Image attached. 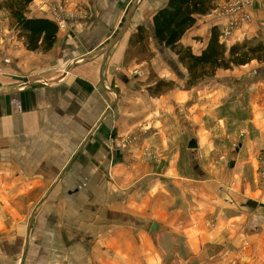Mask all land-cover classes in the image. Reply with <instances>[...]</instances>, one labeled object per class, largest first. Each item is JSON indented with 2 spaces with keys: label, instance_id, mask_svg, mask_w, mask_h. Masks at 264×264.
Segmentation results:
<instances>
[{
  "label": "crops",
  "instance_id": "0c3cea01",
  "mask_svg": "<svg viewBox=\"0 0 264 264\" xmlns=\"http://www.w3.org/2000/svg\"><path fill=\"white\" fill-rule=\"evenodd\" d=\"M224 1L194 16L179 44L198 55L212 29L220 36ZM167 3L33 0L29 19L62 14L54 46L31 52L13 32L0 36V264H264V62L185 89L186 70L152 30ZM249 13L227 47L264 45V0ZM138 27L150 32L147 54L126 63ZM149 55L156 77L175 83L158 96ZM135 127L149 129L142 142L158 161L140 159L142 142L131 164L114 146ZM168 236L187 258L167 261Z\"/></svg>",
  "mask_w": 264,
  "mask_h": 264
},
{
  "label": "trees",
  "instance_id": "16d2710c",
  "mask_svg": "<svg viewBox=\"0 0 264 264\" xmlns=\"http://www.w3.org/2000/svg\"><path fill=\"white\" fill-rule=\"evenodd\" d=\"M32 1L1 0L0 10L7 13L10 29L14 30L17 40L22 41L26 50L34 52L41 49L46 52L54 46L59 28L54 21L27 18L28 6ZM213 9L214 0H168L167 5L153 16L155 39L170 50L178 64L186 70L185 89L213 77L217 70H229L252 61L264 62L261 42L246 40L227 47L216 29H212L205 48L198 55L190 47L179 44L184 33L195 23L194 16L208 15ZM149 39L150 32L138 27L129 38V50L144 47L139 53H146ZM146 82L150 85L147 90L151 96L161 95L175 85L173 81L150 75Z\"/></svg>",
  "mask_w": 264,
  "mask_h": 264
},
{
  "label": "rangeland",
  "instance_id": "374dc122",
  "mask_svg": "<svg viewBox=\"0 0 264 264\" xmlns=\"http://www.w3.org/2000/svg\"><path fill=\"white\" fill-rule=\"evenodd\" d=\"M0 3H2V2H0ZM10 28H12V27H11V24L8 22L7 13L1 9L0 10V36H2V34L3 35L6 34V36H7V37L5 36L6 38H11L12 32H13V34H15V32H14V30H12ZM263 37H264V35H263ZM263 40H264V38H263ZM248 41H250V42H261L260 39L258 40L257 38L251 39V40H248ZM142 50H144V47L143 48H141V47L140 48L139 47L130 48V50L128 49V54L126 55V63H131V61L135 60V57H137V59H139L138 58L139 55L143 56V55L147 54V53L140 54L139 52L142 51ZM134 55H136V56H134ZM150 58H151V55L148 58V61H147L148 65L146 67L147 70L150 72V74L148 73V76L150 75V77L152 76V77L156 78V74L154 72L153 66L150 63ZM4 61H5V63H6V61H8V63H9L10 62L9 57L4 59ZM161 65H163V67H165L164 69H167V67H166L164 62H161ZM159 67H161V66H159ZM136 73H138V72H136ZM106 110H107L106 112H110L111 113V109L109 107ZM148 136H149V129L148 128H146V127H135L129 134H127V136L123 137L122 139L118 138L119 140L116 141L117 143H115V144L113 143V144L123 154H125V155L127 154L126 155L127 156L126 160L129 162V164H131V162H133L134 159L132 158V154H128L129 151H131L132 148H134L137 144H139L140 142L144 141ZM111 139H113V140L117 139V135L111 136ZM121 144H124V149L121 148V147H123ZM142 145L143 146L141 147V154H140V156H141L140 159L141 160L143 158L147 159V157H150V160L152 162H155V161H158L160 159L161 155L152 146V144L150 145V144H145V143L142 142ZM234 145L236 146V143ZM158 154L160 156H158ZM137 155H138V153H137ZM177 205L180 206V203H177ZM171 209H172V207L170 208V211H171ZM173 221L176 224H178L179 228H184L185 229L187 224H188V221L186 220V217H185V219H183V218H181V215H180V220H178L176 222L173 219ZM214 223H215V221L212 220V219L211 220L207 219L204 222V224H206L210 228H211V226L213 227ZM201 224L204 225L203 222H201ZM200 235H201V232H200ZM174 237L175 236H173V237H169L168 236V237L163 238V247L168 250V253L166 255L167 261L170 260V258L174 257V259L176 258V260H179V262H180V260H182L183 258H185V257L187 258V255H185V252L181 249L184 246V241L179 236H177L175 238ZM201 246L202 245L198 246V244L195 242V248L196 247L201 248ZM171 249L176 252V257L174 255V253H171ZM187 249H189L188 245H187ZM196 251H197V249H196ZM211 255H212V253H209V252L207 253V256L210 257ZM193 258L195 259L194 260L195 262H201V261H203V258H205V255L201 251V252H197L196 255H193ZM190 260H188V261H190Z\"/></svg>",
  "mask_w": 264,
  "mask_h": 264
},
{
  "label": "built area",
  "instance_id": "2783aa9c",
  "mask_svg": "<svg viewBox=\"0 0 264 264\" xmlns=\"http://www.w3.org/2000/svg\"><path fill=\"white\" fill-rule=\"evenodd\" d=\"M250 0H225L219 5L217 9V16L226 20V24L222 28L220 37L223 42H226L233 34L234 31L241 26L251 22V15L249 13ZM55 8V7H54ZM53 21L57 24L58 28H62L64 19L61 12L56 8L53 11ZM8 63V61H6ZM115 144V143H114ZM124 149V144H121ZM264 154L259 156L261 161ZM264 172H260V177L263 178Z\"/></svg>",
  "mask_w": 264,
  "mask_h": 264
},
{
  "label": "water",
  "instance_id": "95a60500",
  "mask_svg": "<svg viewBox=\"0 0 264 264\" xmlns=\"http://www.w3.org/2000/svg\"><path fill=\"white\" fill-rule=\"evenodd\" d=\"M189 148L193 149V148H195V145L191 144ZM156 229H157V224L156 223H152L151 228H150L151 233L156 232Z\"/></svg>",
  "mask_w": 264,
  "mask_h": 264
}]
</instances>
